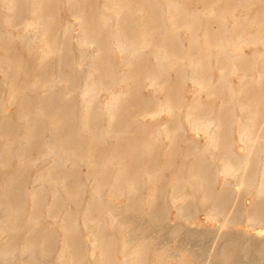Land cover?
<instances>
[{"label": "bare ground", "instance_id": "1", "mask_svg": "<svg viewBox=\"0 0 264 264\" xmlns=\"http://www.w3.org/2000/svg\"><path fill=\"white\" fill-rule=\"evenodd\" d=\"M67 2L75 9L84 5V0ZM152 5L160 9L161 18L168 22L161 30L163 45L174 40L178 46H184L183 36L186 35L189 39L187 47L198 51V59L203 58L202 60L207 62L216 56L220 59V64H224L217 83L212 84L211 81L204 82L198 77V59L193 61L181 58L176 61L169 57L166 51H155L144 78V84L151 88L154 95L142 103L145 106L156 104L155 115L167 113L171 116L175 113L169 94L164 99H157V95L164 92L160 82L161 75L177 72L183 81L191 82L194 88L193 105L189 109L191 113L187 116V125L204 134V145L197 147L195 154L200 165L208 163L207 167L196 170L191 178L185 179L180 177L176 170L169 173L163 166L156 175L153 173L154 176L147 179H150L152 189L143 194L147 176L140 177L137 172L139 163L144 158L142 151L134 152L130 159H125V163L115 171L129 174L130 179L125 178L113 184L105 183L109 172H114L111 170L112 161L105 165V169H98L96 163L87 157L79 156L75 161L71 159L79 149L74 146L75 150L72 151L66 147L70 145L71 135L76 134L75 138L79 137L78 113L82 112L81 137L100 144L108 143L115 138L113 123L138 86L132 74L114 76L113 84L121 87V90L110 92L108 98L102 101L101 81L98 76L89 75L91 87L81 94L78 102L72 100L70 93L64 98L61 97L62 88L74 92L71 89L73 83L70 75L64 69L65 60L69 56L78 54L82 64L75 73L81 74L86 73L90 64L96 63L110 51L117 54L121 64L127 68L146 53L135 40L138 35L136 32L126 33L118 24L111 28V21L115 19L111 14L101 13L98 16L99 31L96 41H92L88 36L87 22L84 19L79 21L82 36L74 43L77 52L73 51L72 43L63 48L58 47L53 21H45L46 27L41 24L45 29L41 50L38 38L28 34L32 25L26 24L17 38L10 37L7 40L0 28V73L4 78L17 57L13 44L19 43L22 46L18 61L11 70L8 91L6 94L0 93V140L7 142L6 148L0 149V157L13 156L19 165L12 176L4 174L3 164L0 167V264H48L50 248L55 241L61 246L60 260L66 261L67 264H74L78 255L77 249L85 244L90 245L92 254L99 257L97 264H191L193 260L189 251V254H186L181 247L172 249L168 244L177 242L181 230L185 227L190 229V236L198 234V229L191 227L192 215L197 207V188L202 191V200L210 203L207 211L209 219L217 222L221 218L223 223L217 234L221 246L212 250L204 264H231L237 261L241 263L240 259L248 258V255L252 257L244 264H264L263 234L257 231L250 236L234 229L235 222L241 218H247L249 224L264 225V146L253 139L254 129L257 127L256 112L250 110L245 103H236L241 92L235 90L231 84V74L237 73L236 66L244 59V48L261 45L263 52L254 55L253 59H264V38L259 34H233L232 30H237L238 25L246 20H241L226 10L208 8L188 11L180 3L171 0H153ZM11 9L9 7V10ZM149 17L150 15L145 17L146 19H137L136 25L145 23ZM42 18L40 15V19ZM5 22L10 24L8 20ZM210 23L218 25L220 40L211 42L208 37L202 40V35H207ZM182 31L185 32L183 36ZM64 32H67V29ZM91 42L95 43V48L90 53L88 48ZM37 55L38 64L31 69L28 61ZM53 58L59 61L56 69L50 66ZM226 65H232L233 69L228 70ZM239 80L243 85L249 84L250 81L245 73ZM130 83L133 88L124 90L123 87ZM217 89L227 90L228 96L223 106L231 105L229 113H225L228 118L224 115L216 116L214 111L200 115L196 99L203 93L213 94ZM57 101L59 106L55 111L56 120L45 127L41 121L53 113L52 107ZM15 104H19L23 113L24 132L20 136L6 112L7 107ZM134 122L142 126L139 119ZM184 129L183 124H179L174 130L158 128L154 138L156 141L165 139L172 145ZM233 131L237 132L239 140L244 144V152L236 151L230 142ZM38 140L41 141L42 152L31 157V148ZM9 162L6 160L5 164ZM152 162L154 160L151 158L147 164L151 166ZM174 162V158L170 156L168 164L172 168ZM40 166H43V170L34 178L37 187L28 190L24 186L28 169ZM81 167L86 169V180L91 184L90 202L83 207L81 219L85 231L89 234L86 238L79 237L76 218L71 217L66 210L69 203L80 202L83 185L80 184L79 173L76 171ZM219 177L224 179L223 185L213 193L211 184ZM233 181L238 182L239 188L241 186L244 192L253 195L252 210L240 209L235 213L228 209L233 204L230 201L236 200L240 194L238 189L232 188ZM72 185L75 186L74 191H71ZM167 185H170L173 206L176 205L182 223L169 229L165 235L157 236L154 241L153 234L167 222V208L162 209L159 204L162 190ZM223 192H230L228 199L224 198ZM121 199L122 203H119ZM27 204L31 210L25 222L31 226L30 231H25L21 224ZM46 214L53 218V223L50 229L43 230L41 221ZM56 228L60 230L58 236L55 234ZM24 234L26 238L17 244L16 240ZM37 241L39 243H36ZM116 254L121 258L117 259Z\"/></svg>", "mask_w": 264, "mask_h": 264}, {"label": "rangeland", "instance_id": "2", "mask_svg": "<svg viewBox=\"0 0 264 264\" xmlns=\"http://www.w3.org/2000/svg\"><path fill=\"white\" fill-rule=\"evenodd\" d=\"M171 1L180 3L188 11L216 8L218 10L232 12L237 18L246 20V22L242 21L238 25L237 30H232L233 34H237L239 32L245 35L259 34L264 38V0ZM152 2L153 0H84V5L75 9L69 6L67 0H0V28L6 36L5 40L10 39V37L17 38L23 32L24 26L26 24H30L33 27L30 31H28V34L38 38L40 50L43 47L44 27H46L44 23L45 21L54 22L53 30L57 35L58 47L63 48L64 46L72 43L74 45L72 46L74 52H77V46L74 43H76V41L82 36L80 26L78 25L79 21L84 19L87 22L88 25L86 31L88 36L92 41H96L98 38L97 32L99 31L98 16L101 13H109L116 19L111 21V28H114L116 24H118V26L126 33L134 31V33L136 32L135 34H138L135 40L139 42L141 49L146 51V53L138 57L130 68L124 67V65L121 64L120 57L110 51L101 59L96 61V63L90 64V66L87 67L86 73L76 74L75 70L78 69L82 63L78 54L69 56L68 59L65 60L64 69L70 75L71 82L73 83L71 89L74 92H69L67 88H62L60 93L62 98L68 96L70 93L72 100L78 102L82 97L81 94L83 92H87L91 87L89 75H95L98 76L101 81V100L105 101L110 92H118L121 90V87L113 84L112 77L125 73L132 74L135 77V84H138L136 92L132 93L129 98L130 100L125 104V108L123 107L122 111H120V115L117 117L118 119H116L115 123L112 125L114 130L113 135L115 138L110 140L108 143L100 144L95 140L91 141L90 139L84 138V136L81 137V112L77 115L79 120L77 124V132L80 131L79 137L75 138L76 134L71 135L70 145L66 147V149H72V151H74V146H76L79 150L75 151V155L73 156L75 159L73 157H71V159L75 161L79 156L87 157L89 160L96 163L95 166L98 169H105V165L112 161L113 167L111 170H114V172H109L106 176L105 183L108 184H113L115 181H121L125 178L130 179L129 174L118 173L115 171L117 167L123 165L126 160L130 159V156L134 152L142 151L144 158L139 163L140 165L138 166L139 168L137 172L140 177L147 176L145 187L142 191L143 194L149 193L152 189L150 179L148 181L147 179L156 175L158 170L163 166H165V170H167V172L171 173L170 171L176 170L180 177L188 179L193 176V173L196 170L206 168L208 165V163L200 165L199 158L195 154V149L204 145V134L201 131L198 132L196 129L189 128V125H187V116L191 113L189 109L193 105L194 88L191 82L183 81L177 72L161 75L160 82L164 87V92L157 95V99H164L169 94V99L175 107V113L171 116L167 113L155 115L154 113L157 110L156 104L151 103L149 106H145L142 103V101L150 99L154 95L151 88L144 84V78L151 65L153 59L152 54L155 51H166L169 57L176 61L181 58H189L193 61L199 58L198 51L196 49H188L187 46L189 44V39L186 35H184V31H182V36L184 35V46H178L174 40L167 42L165 45L162 44L161 30L165 24H168V22L165 21V18H161L160 9L158 7L154 8ZM9 7L12 9L9 10ZM40 15L43 16L42 19H40ZM148 15H150V17L145 23L142 22L136 25L135 21L137 19H146L145 17ZM7 20L10 22L9 25L5 22ZM177 23L182 22L177 21ZM41 24H43L44 27ZM208 25L210 26L207 27L206 24L204 25L208 28V30L206 32L207 35H202V40L206 37L210 38L211 42L220 40L221 32L218 25L211 23ZM65 29H67V32H64ZM94 48L95 43L91 42L89 44L88 51L91 53L94 51ZM21 49L22 46L19 43L13 44V50L14 53L17 54V57H15L14 63L10 65V68H8L7 77L4 78V76L0 73V93L6 94L8 91L12 74L11 70L18 61ZM262 52L263 47L261 45L244 48V59L236 66L237 73L231 74L233 75L231 78V84L235 90L241 92L236 100V103H245L248 107H250V110L256 112L257 118H255V126L257 127L254 129L253 139L259 142L260 145L264 146V116H262V114H264V59H253L254 55H259ZM202 59H198L200 66L198 77L204 82L211 81L212 84L217 83L220 70L223 68L224 64H220V59L216 56L211 57V59L207 62ZM38 61V55L29 60L28 64L30 68L33 69L36 67ZM58 65L59 61L57 58H53L50 61V66L54 69H56ZM226 68L230 71L233 69L232 65H226ZM244 73L250 79L249 84L246 85L241 84L239 80V77ZM254 81H257V83ZM123 88L124 90L132 89L133 84L130 83L128 86ZM39 94L43 95L42 92H39ZM227 96V90L224 89H217V91L213 94L203 93L196 99L195 102L200 107L199 114L204 115L206 112L214 111V115L216 116L224 115L227 117L225 113L227 114L231 110V105L223 106ZM58 106L59 102L57 101L52 107L53 113H50L46 120L43 122L41 121L45 127H48L49 124H53L55 122V111ZM6 112L8 113L9 121L16 126V133H19L20 136L24 132V120L21 107L19 104H15L7 107ZM137 119L140 120V125L142 124L141 127L134 122V120ZM179 124H183L185 129L179 134L176 141L172 145H169L168 141L165 139L156 141L154 138L155 132L158 128L174 130ZM230 137V142H232L234 149L238 152H244L245 146H243L244 144H242L241 140H239L237 132L233 131ZM131 141L133 142L131 143ZM6 145L7 142L5 140H0V149H5ZM31 151V157L40 155L42 152L41 141H36V144L34 147L32 146ZM109 154L110 156H108ZM170 156H172L175 160V165L173 166L174 168L168 164V158ZM151 158L154 162H152L150 166L147 164V161ZM6 160L10 161L9 164H5ZM2 164L4 166V174L6 176L14 175L19 167L17 160L13 156L9 157L7 155H3L0 157V167ZM168 165L170 168H168ZM42 170L43 166L34 168L31 167L28 169L26 180L24 182V186L28 190L37 187V185L34 184V178ZM85 171L86 169L84 167H81L76 171L77 174L79 173L80 184L83 185L80 202L69 203L66 207L69 215L76 218L79 229V237L82 238H86L89 235L85 231L81 219L83 207L90 202L91 198V184L89 183V180H86ZM130 173L132 172L130 171ZM223 182L224 179L222 177L217 178V180L211 184V191L214 193L215 191L221 189ZM30 185L31 187H29ZM232 188L236 190L238 189L240 194L236 200L230 201V203L233 204H231L228 209L235 213L240 209L252 210L254 205L253 195L244 192L241 186L239 188L238 182L233 181ZM74 190L75 186L72 185L71 191ZM162 192L159 204L162 209L163 207L167 208V222L163 224L162 227L158 228L153 234L152 237L154 241H156L155 239L157 236L165 235L169 229L176 228L182 223L180 217L178 216L176 205L173 206V194L171 192L170 185L165 186ZM229 193L230 192H223L224 198L228 199L230 196L228 195ZM201 196L202 191L197 188V207L192 215L191 227L197 228L198 234L190 236V229L185 227L181 230L177 242L174 241L168 244L172 249L174 247H181L182 250H185L184 253H190L193 260L191 264H204L207 257L213 252L212 250L221 246V241H219L217 234H219L223 223L221 218L220 220H217V222L216 220L209 219L207 211L210 207V203L202 200ZM118 202L122 203V199ZM29 208L30 205L27 204L22 214L21 224L23 228L25 227V231H30L31 229V226L25 222L31 210ZM60 217L61 216H59V218ZM52 223L53 218L46 214L41 221V228L43 230L50 229L52 227ZM234 229L250 236L257 231H260L264 236V225L249 224L247 218L237 220L234 224ZM58 232L60 233V230L56 228L55 234L57 236ZM25 238V234L21 235L20 238L16 240V243L19 244ZM36 243H39V241ZM50 250V259L48 264H67L66 261L63 262L62 259L60 260L61 246L57 241L52 243ZM77 252V259L74 264H97L99 262V257L92 254L90 245H82L77 249ZM251 257L252 255H248V258L240 259L241 263H248ZM116 258L120 259L121 257L119 254H116Z\"/></svg>", "mask_w": 264, "mask_h": 264}]
</instances>
